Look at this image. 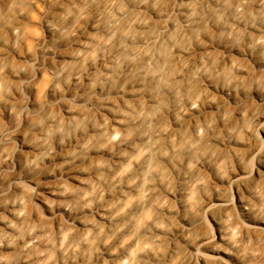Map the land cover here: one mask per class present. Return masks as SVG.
Wrapping results in <instances>:
<instances>
[{"label":"clouds","instance_id":"clouds-1","mask_svg":"<svg viewBox=\"0 0 264 264\" xmlns=\"http://www.w3.org/2000/svg\"><path fill=\"white\" fill-rule=\"evenodd\" d=\"M0 264H264V0H0Z\"/></svg>","mask_w":264,"mask_h":264}]
</instances>
